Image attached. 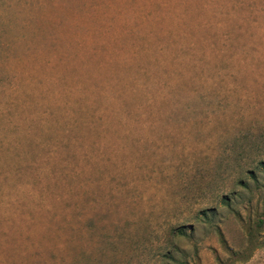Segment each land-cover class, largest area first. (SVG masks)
Listing matches in <instances>:
<instances>
[{"label": "rangeland", "instance_id": "obj_1", "mask_svg": "<svg viewBox=\"0 0 264 264\" xmlns=\"http://www.w3.org/2000/svg\"><path fill=\"white\" fill-rule=\"evenodd\" d=\"M264 0H0V264H264Z\"/></svg>", "mask_w": 264, "mask_h": 264}, {"label": "trees", "instance_id": "obj_2", "mask_svg": "<svg viewBox=\"0 0 264 264\" xmlns=\"http://www.w3.org/2000/svg\"><path fill=\"white\" fill-rule=\"evenodd\" d=\"M263 217H264V215H263ZM263 220H264V219H262V220H261V221H259V222H260V223H262V222H263Z\"/></svg>", "mask_w": 264, "mask_h": 264}]
</instances>
